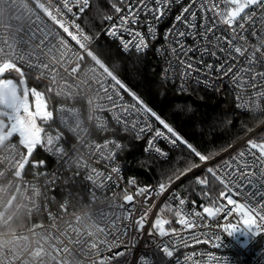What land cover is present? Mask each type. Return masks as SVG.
Masks as SVG:
<instances>
[{"label":"snow or ice","instance_id":"snow-or-ice-1","mask_svg":"<svg viewBox=\"0 0 264 264\" xmlns=\"http://www.w3.org/2000/svg\"><path fill=\"white\" fill-rule=\"evenodd\" d=\"M102 5H110L109 11H103ZM89 14L99 18V30ZM170 16L174 18L163 32L165 43L156 48V54L166 51L173 58L162 70V79L174 81L178 76V91H185L190 79L205 88L228 83L229 91L236 93L235 108L251 117L252 125L242 123L243 134L228 143L233 152L219 161L215 157L227 148L203 154L200 145L186 139L117 75L113 70L117 65L106 62L113 51H101L109 49L99 43V37L106 35L119 52L130 55L134 50L139 59L150 49L149 41L156 40V25L169 21ZM145 27L147 32L141 30ZM189 39L191 43H186ZM190 53L199 55L193 59ZM208 56L212 63L206 62ZM198 65L203 67V76ZM34 74L42 90L28 86ZM229 76L227 81L222 79ZM93 86L95 96L89 94ZM46 95L53 100L85 101L86 119L81 108H56L67 135L62 131L53 135L49 131L53 111L48 110ZM94 113H108L111 120ZM129 132L137 141L150 134L143 151L169 161L170 167L158 170L155 184L139 186L134 177L127 180L122 200L135 202L119 205L124 210L121 217L113 220L102 210L74 213L77 224L64 221L61 227L58 220L63 217L49 209L47 198L43 205L38 203L37 183L25 179L26 165L33 169L34 178L43 175L46 185L59 178L56 170H35L45 160L30 159L34 150L54 156L58 167H74L73 177L83 169L84 179L94 188H107L106 181L112 182L114 174L119 187L122 169L116 158L125 147L121 137ZM99 133L104 135L93 139ZM158 141H164L168 150L158 146ZM177 150L183 155L172 161L170 154ZM0 153V199L9 196L6 206L0 207V264H188L194 258L184 255L181 260L180 248H187L189 241L207 244L214 240L213 247L219 249L222 240L209 231L187 236L181 232L211 229L209 218L218 219L221 213L224 218L234 214L242 218L241 228L231 223L222 227L228 236L243 231L248 245L264 234V191L245 190L247 185L264 188V0H100L91 6L90 0H0ZM102 161L107 172L94 166ZM188 173L201 186L198 194L208 202L201 203L202 212L196 207L185 211L191 196L183 183L176 182L184 177L190 185ZM165 193L159 213L173 215L182 226L179 229H166L170 221L153 212ZM117 195L113 193V200ZM16 197L21 203L13 210ZM217 197L231 207H224ZM96 199L93 191L90 203ZM67 204L65 200L59 208L66 209ZM20 208L26 209L23 217L16 214ZM34 212H47L48 223L25 227L24 221ZM153 215L154 222H150ZM117 220L124 222L122 226ZM149 223L151 244L136 250L135 258L129 260ZM118 248L122 250L113 251ZM208 255L214 264H228L226 257Z\"/></svg>","mask_w":264,"mask_h":264},{"label":"built area","instance_id":"built-area-1","mask_svg":"<svg viewBox=\"0 0 264 264\" xmlns=\"http://www.w3.org/2000/svg\"><path fill=\"white\" fill-rule=\"evenodd\" d=\"M174 18V16L169 17V21H166L165 23L156 25V31H157V38L155 41H149L150 43V49L147 51L144 55H150L151 57L155 58L157 61L160 62L161 65V74L160 78L162 82L171 85L175 88V91L179 94L187 95L189 93V90L191 87H199L202 89H206L209 91H215L218 93L223 99H225L222 94H226L229 98V101L232 104V107L235 111L248 115L246 112H243L239 109L235 108L236 100H235V91H229V84L228 83H221L217 84L215 88L208 87L205 88L203 83L196 84L192 79H190L187 83V87L185 91H178V86L180 84V80L177 76V78L173 80H163L162 79V70L167 67V61L169 59H173L168 52H164L162 55L156 54V48L161 47L164 45V37L163 32L165 31L166 27H171L170 21ZM154 23V21H153ZM107 25V22H105V26ZM257 30L260 28L259 21L257 22ZM144 32H147V28L141 29ZM218 35L220 33H217ZM103 38L111 41L106 35H101ZM127 38V37H125ZM250 42L254 43V40H251ZM186 43H191V40L189 39L186 41ZM134 54L135 51L133 50ZM193 59H196L199 55L198 53H190L189 54ZM217 55L220 56L221 53L217 52ZM206 62L212 63L213 58L211 56L205 57ZM197 67L201 68V75L203 76V67L202 65H198ZM196 76V73H193V77ZM212 76L215 77L216 73L213 72ZM223 80L227 81L230 79L229 77H222ZM245 80H247V77H244ZM47 82V80H45ZM63 83V81H61ZM69 83H72V81H69ZM235 88V85L232 86ZM96 87L93 86L92 92L89 93L90 95L95 96ZM53 94H55V86H53ZM124 95V93H122ZM125 96V95H124ZM247 96L245 95V99ZM125 99H128L125 96ZM48 110L53 111V121L54 123L51 124V127L49 128V131L55 135L57 131H62L67 135L66 129H64L60 123L58 116L56 114L55 109L59 108L61 106L64 107H77L81 108L83 110V106L85 104V101L83 100H77L75 102L65 99L64 97H58L56 98V102H53L52 100L46 98ZM83 115L86 119L87 112L86 110H83ZM94 115H102L103 117L111 120V117L108 113H94ZM249 116V115H248ZM103 133L97 134V136H94L93 139L98 138V136H103ZM150 136V134H145V138L142 140L137 141L134 138V134L129 132L127 134H124L121 137V140L123 138H130L134 140L135 142H138V144L142 147V152L146 156L154 157L158 160H163L160 158H157L155 154H148L143 151L144 147H146V139ZM18 139V138H16ZM158 146L162 147L164 150H168V146L164 143V141H158ZM235 147V145H234ZM83 151V150H82ZM233 152L232 148H228L227 151L222 152L219 156L215 157L217 161L227 158L230 153ZM120 153V152H119ZM119 153L117 155V158L119 156ZM2 154V153H0ZM87 155V153H85ZM36 159V160H45V165L39 166L36 171L39 173L48 172L51 173L53 170L57 171L58 179L55 180L53 184L46 185V178L43 175H40L38 178H34L32 175L33 169L31 166L26 165V176L25 179L29 181H34L37 183L39 189H40V196L38 197V203H41L43 205L45 198H47L48 201V207L49 209L58 217L62 216L63 220H58L59 223H61V227H64V221H71L73 225L77 224V221L75 220V216L73 215H81L84 212H92L95 213L99 210H102L104 213H106L111 219L115 220L116 217H121L124 210L119 207V205L124 204L127 206L130 203L133 202H124L122 200V186L127 183V180L129 178H126L122 169L121 176L122 179L120 181V186L118 187L115 183V174L113 175V181L107 182L108 187L107 188H94L92 183L90 181H87L84 179L85 172L83 169L80 170L79 174L73 177V173L75 172V168L73 167L72 170H66L63 166L58 167L56 163V158L54 156H50L48 153L44 152L43 149H37L34 150V157H31L30 159ZM116 158V163H117ZM105 162H100L99 164H94L95 167H97L101 172H107L108 169H105L104 167ZM118 164V163H117ZM69 177H73V179H68ZM181 182L177 181L176 184L179 185ZM141 186V185H140ZM134 190V189H133ZM245 190L248 191H264V188H262L259 184H257L256 188L254 189L252 185H247V188ZM95 192V195L97 199L95 202L90 203V196L92 192ZM117 193V197L115 200H113V193ZM167 193H165L161 198H159L156 201V204L158 205L157 208L153 209L154 213H159V207L163 206L164 199L167 197ZM54 198V202H53ZM259 199V198H257ZM9 200V196L5 194L2 199H0V207L6 206V202ZM65 200H67V208L66 209H60L59 205L63 203ZM220 200H223V206L224 207H231L230 205H227L226 199L222 197H217V202ZM21 203V198L16 197V202L13 205V210ZM90 205V206H89ZM175 206V205H173ZM192 207H196L198 211L202 212V207L195 206L191 204L190 202L186 203L185 211H189ZM26 209L20 208V211L17 212V216L23 217L25 215ZM206 216V214H205ZM191 219V217H187ZM155 216H150V222H154ZM176 219V218H175ZM212 223L211 229H184L181 232L182 236L190 235L192 232H200V231H209L210 234L215 233L216 235L221 236L222 240V246L219 249H216L213 247L215 241H209L207 244H196L192 241H189V245L187 248H184L183 246L180 248V252L183 254L181 255V260H183L184 255H188L190 257H193L194 259H189L188 264H214L213 260L209 257L208 253L211 252L213 256L218 257L222 260L223 257H226L228 260V264H264V234H261L260 236H257L255 238H252L250 240V243L247 245L248 237L247 235L241 231L233 236H228L226 232H224L222 226H226L227 224L231 223L233 226L237 228L243 227L242 218L238 214H234L231 217L224 218L223 213H221V217L215 220H212L209 218ZM40 223L43 222L45 224L48 223L47 221V212H41L40 214L33 213V216L31 219H26L24 221L25 227H28L31 225V223ZM117 224L124 223L122 220H117ZM176 228H181L179 224H174ZM150 227V223L145 225V233L139 238V244L137 245V249L133 251V255L129 256V260H132L135 258V251L143 248L145 244H151V238L147 236V230ZM166 227V226H165ZM167 229V228H166ZM157 240L160 238L157 237ZM166 239V238H165ZM122 249H114L113 251H120ZM147 251V250H145ZM200 257H203L202 259Z\"/></svg>","mask_w":264,"mask_h":264},{"label":"trees","instance_id":"trees-1","mask_svg":"<svg viewBox=\"0 0 264 264\" xmlns=\"http://www.w3.org/2000/svg\"><path fill=\"white\" fill-rule=\"evenodd\" d=\"M98 2L100 0H90V6ZM109 9L110 5H102L103 11L107 12ZM89 18L99 30L101 23L99 18H94L91 14H89ZM99 43L100 45H109V49L101 48L102 52L113 51L114 54L106 57V62L110 66L117 65L113 69L117 75L136 91L150 107L172 123L186 139L195 145H200L199 150L203 154L219 151L221 147L227 148L228 143L243 134L242 123H246L248 126L252 125L251 117L235 111L226 94H222L225 97L223 99L215 91L195 86L188 89L187 95L179 94L173 86L162 82L160 78L161 65L155 58L150 55H142L137 59V54L134 53L125 55L119 52L115 43L102 36L99 37ZM44 83L47 84L46 81ZM28 86L37 87V90L43 89V85L35 83V74L32 79L28 80ZM51 95L54 96L53 93ZM124 95L127 97L126 94ZM46 98H48L47 95ZM50 100L56 102V99ZM121 141L125 147L119 153L117 163L122 167L125 177H134L139 186L155 184L159 179L158 170L170 167L169 161L144 155L138 142L130 138H123ZM182 155L179 150L170 154L172 161ZM195 160L198 162V158ZM149 161H152L151 167H145ZM181 166L183 165L181 164ZM194 171L197 175L200 174L198 170ZM186 175L191 178L192 183L189 185V182L182 177L179 185L183 183L184 187H187L188 195L191 196L188 202L195 206H200L201 203L208 204L198 194L201 186L195 184L193 174ZM181 191L183 192V188ZM159 214L162 218L170 221L166 228L174 226L175 217L173 215L167 211Z\"/></svg>","mask_w":264,"mask_h":264},{"label":"rangeland","instance_id":"rangeland-1","mask_svg":"<svg viewBox=\"0 0 264 264\" xmlns=\"http://www.w3.org/2000/svg\"><path fill=\"white\" fill-rule=\"evenodd\" d=\"M31 99H32V98H31V97H29V100H30V101H31Z\"/></svg>","mask_w":264,"mask_h":264}]
</instances>
